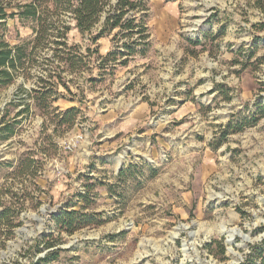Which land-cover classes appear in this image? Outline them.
Instances as JSON below:
<instances>
[{"label":"rangeland","instance_id":"obj_1","mask_svg":"<svg viewBox=\"0 0 264 264\" xmlns=\"http://www.w3.org/2000/svg\"><path fill=\"white\" fill-rule=\"evenodd\" d=\"M0 1L11 14L34 0ZM145 2L148 45L132 55L122 34L93 45L100 25L81 35L70 15L50 16L70 26L68 47L84 57L96 47L122 55L105 76L93 54L87 71L62 74L53 108L79 114L56 132L20 90L42 87L56 33L37 43L32 20L0 27L11 47L34 50L27 70L0 86V119L8 110L6 121L19 123L9 139L0 131V214L11 209L0 222V264L48 253L58 257L43 264H248L253 248L264 250V0ZM24 103L31 112L15 119ZM79 134L84 141L66 151ZM68 204L94 223L59 235L52 218Z\"/></svg>","mask_w":264,"mask_h":264},{"label":"trees","instance_id":"obj_2","mask_svg":"<svg viewBox=\"0 0 264 264\" xmlns=\"http://www.w3.org/2000/svg\"><path fill=\"white\" fill-rule=\"evenodd\" d=\"M43 4V6H42ZM52 5L50 8L49 5ZM8 5L4 1H0V27H4L7 18H18L21 22L32 20L36 22L38 27L34 29L36 34L35 41L39 43L43 37L45 42L50 36V32L56 33L57 40L53 43V56L48 60L53 63V67L44 72L43 78H39V82L42 87L39 89H25L22 85L20 90L26 92L34 101H38L43 105V116L49 118V122L55 124V132L62 127H72L79 114V109L72 107L65 111H60L59 108H53V104L58 101V85L62 82V74L70 70L87 69L83 65H88L87 61L93 55L97 56V59L101 61L99 66L100 75L105 76L115 70L111 67V62H117V56H122L119 52H109L106 56H100L98 47L94 50H87V57H84L80 52L79 46L68 47V41L66 35L70 30L68 26L62 20L55 22L50 21V16H59L61 14L70 15V19L75 23V28L81 35L90 33L98 25L101 26L99 34L93 39V45L103 38L105 35H111L116 32V35L122 34L123 38H129L131 43H123L122 48L128 52L129 55L134 53L132 47L140 45L147 46L146 42L149 39L148 27L145 23V18L149 12V8L145 0H34L30 4L17 6L18 11L16 13H7ZM43 15V16H42ZM4 21V22H3ZM125 33V34H124ZM134 35H138L139 38L133 40ZM50 44V42L48 43ZM200 44V42H197ZM35 48V47H34ZM33 48V49H34ZM34 50L28 52V44L11 47V45L0 38V86H8L20 75L22 70L26 71L25 63L31 61V57ZM112 59V60H111ZM109 71V72H108ZM23 76V75H22ZM25 78V76H23ZM90 82H95L93 79H89ZM65 88H69L64 84ZM11 107H17L14 103L9 104ZM40 105V106H41ZM39 106V107H40ZM24 110L17 113L15 119L30 113L32 108L29 104L23 105ZM261 112L264 113V108H261ZM1 113V111H0ZM9 115L8 110L5 116L0 119L1 130L7 134L6 139H9L15 133L14 125L6 121V117ZM46 119L44 120L43 127L46 125ZM258 120H254L257 122ZM232 129L234 133L240 132L243 129V124H230L228 130ZM228 133V132H227ZM225 133V135H228ZM49 145L53 147L51 142L52 138H47ZM29 169V168H28ZM125 172L119 173V178L124 177ZM83 201L88 203V200L80 196ZM10 208H5L0 214V222L10 219ZM53 223L59 232V235L65 233L72 235L77 231L86 228L94 223L91 216L87 214H81L76 210H72L70 204H68L63 210H61L53 218ZM10 225V224H9ZM7 225V226H9ZM53 236V235H50ZM264 244V241H263ZM40 241H36L32 249L38 248ZM46 248H50V243L44 244ZM252 253L249 254L247 261L248 264H255L253 261L261 259L264 264L263 248H253ZM55 253H48L43 259H38L37 262L32 264H43L49 261L57 259ZM254 258V259H252ZM251 261V262H250Z\"/></svg>","mask_w":264,"mask_h":264},{"label":"built area","instance_id":"obj_3","mask_svg":"<svg viewBox=\"0 0 264 264\" xmlns=\"http://www.w3.org/2000/svg\"><path fill=\"white\" fill-rule=\"evenodd\" d=\"M84 141V135L79 134V135H74L70 139L64 141L62 143V147L68 151L72 152L75 150L82 142Z\"/></svg>","mask_w":264,"mask_h":264},{"label":"bare ground","instance_id":"obj_4","mask_svg":"<svg viewBox=\"0 0 264 264\" xmlns=\"http://www.w3.org/2000/svg\"><path fill=\"white\" fill-rule=\"evenodd\" d=\"M119 165L118 166H120L122 163H121V161L118 163ZM233 236V235H232Z\"/></svg>","mask_w":264,"mask_h":264}]
</instances>
